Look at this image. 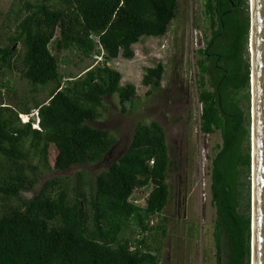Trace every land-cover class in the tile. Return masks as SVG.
<instances>
[{"label":"trees","instance_id":"trees-1","mask_svg":"<svg viewBox=\"0 0 264 264\" xmlns=\"http://www.w3.org/2000/svg\"><path fill=\"white\" fill-rule=\"evenodd\" d=\"M178 1L23 2L9 44L0 46V65L11 70L20 43L23 77L31 85L58 86L34 107L40 129L33 128L32 118L20 122L19 115L31 109L0 106V196L19 202L0 210V264H160L159 250L148 245L150 221L169 202L171 160L158 122L139 123L125 153L93 183L78 175L73 197L68 189L55 194L53 179L31 199L21 193L35 188L39 165L49 166L51 143L57 149L55 170L106 159L116 139L87 122L101 118L104 97L117 96L123 111L137 97L136 87L121 85L122 74L108 63L133 59V45L143 37L165 36ZM248 1L203 0L209 31L196 62L200 128L205 134L219 131L222 139L211 161L216 264H251V116L244 108L251 101ZM53 43L58 50L101 59L79 77L62 73ZM145 71L144 85L159 87L163 65ZM137 189L148 191L144 204L132 201ZM157 229L166 232L162 224ZM127 232L137 237L130 240Z\"/></svg>","mask_w":264,"mask_h":264},{"label":"rangeland","instance_id":"rangeland-1","mask_svg":"<svg viewBox=\"0 0 264 264\" xmlns=\"http://www.w3.org/2000/svg\"><path fill=\"white\" fill-rule=\"evenodd\" d=\"M24 1L0 0V46L9 44L8 38L16 26V13ZM203 4V0H179L177 15L165 36L143 37L133 45V59L120 57L110 62V66L122 74L121 85L133 84L137 97L132 103H127L123 111L117 96H106L101 118L87 122L92 127L109 131L116 139L106 159L89 165H75L67 171L55 170L57 149L51 143L47 153L49 166L39 165L37 184L34 189L23 191V198H33L51 179L57 182L55 194L68 189L73 197L78 175L93 183L96 175L125 153L139 123L156 121L166 133L169 148L171 164L167 183L170 195L163 212L151 218L152 236L148 245L154 251L159 250L160 264H216L213 238L216 211L210 189L211 161L222 139L219 131L205 134L200 128L201 104L196 76L199 70L196 62L199 59L198 50L205 46L204 38L209 31ZM248 9L250 15V4ZM15 49L17 52L11 70L0 65V106L11 105L16 110L29 108L32 110L30 114H33L30 119H34L36 124L37 110L34 107L45 102L58 83L31 85L23 77L21 44H16ZM51 50L60 63V71L76 77L100 61L97 56L84 58L73 49L58 50L54 43ZM249 56L251 58L250 51ZM158 64L164 68L160 86L144 85L145 69ZM64 84L65 80L62 81ZM244 108L251 110L246 102ZM19 118L23 123L20 115ZM33 128L38 129L37 125ZM33 162L39 164L38 158L34 157ZM29 176L34 179L32 174ZM85 190H88V185H85ZM147 194L146 189H137L132 201L144 204ZM8 203L17 205L19 202L0 196V210ZM161 224L165 226L164 233L157 229ZM126 236L134 240L137 234L127 232Z\"/></svg>","mask_w":264,"mask_h":264},{"label":"water","instance_id":"water-1","mask_svg":"<svg viewBox=\"0 0 264 264\" xmlns=\"http://www.w3.org/2000/svg\"><path fill=\"white\" fill-rule=\"evenodd\" d=\"M251 264H264V0H249ZM254 29V55L251 36ZM254 74V75H253ZM254 77V82H253Z\"/></svg>","mask_w":264,"mask_h":264},{"label":"built area","instance_id":"built-area-1","mask_svg":"<svg viewBox=\"0 0 264 264\" xmlns=\"http://www.w3.org/2000/svg\"><path fill=\"white\" fill-rule=\"evenodd\" d=\"M101 59V58H100ZM108 65H110V63H108ZM31 115H33V114H28V115H26V114H20V117H21V119H22V122L23 123H27V122H29L30 121V116ZM36 116H37V122H36V124H33V125H37V128L38 129H40L39 128V117H38V112H36Z\"/></svg>","mask_w":264,"mask_h":264},{"label":"bare ground","instance_id":"bare-ground-1","mask_svg":"<svg viewBox=\"0 0 264 264\" xmlns=\"http://www.w3.org/2000/svg\"><path fill=\"white\" fill-rule=\"evenodd\" d=\"M252 3H253V0H252ZM251 41H252V51H253V55H254V29H253V34L251 36ZM253 82H254V77H253Z\"/></svg>","mask_w":264,"mask_h":264}]
</instances>
